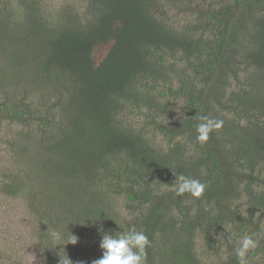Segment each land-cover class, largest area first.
I'll return each mask as SVG.
<instances>
[{
  "label": "trees",
  "instance_id": "1",
  "mask_svg": "<svg viewBox=\"0 0 264 264\" xmlns=\"http://www.w3.org/2000/svg\"><path fill=\"white\" fill-rule=\"evenodd\" d=\"M0 93V136L22 131L3 189L45 264H91L133 226L145 264H239L264 233V0H0ZM211 110L223 125L197 142ZM181 173L201 197L176 195Z\"/></svg>",
  "mask_w": 264,
  "mask_h": 264
},
{
  "label": "rangeland",
  "instance_id": "2",
  "mask_svg": "<svg viewBox=\"0 0 264 264\" xmlns=\"http://www.w3.org/2000/svg\"><path fill=\"white\" fill-rule=\"evenodd\" d=\"M107 47L102 45L95 50L97 59L100 60L106 55ZM7 92L8 90L5 91L7 102L17 101L15 95L6 94ZM3 97L4 93H0V100ZM183 116L184 114L180 111L179 117ZM19 133L22 131L18 128L5 124L0 136V152L4 150L3 146L6 145V142L15 139ZM25 139L34 143L39 141V138L34 137ZM14 165V158L0 157V264H10L14 258L18 260L16 264H45L44 258L47 255H44L40 249L33 245L37 240L34 233V227L37 224L31 219L25 202L8 197L3 189L2 182L9 180L5 176L16 172L13 170ZM1 234L4 236L1 237Z\"/></svg>",
  "mask_w": 264,
  "mask_h": 264
},
{
  "label": "clouds",
  "instance_id": "3",
  "mask_svg": "<svg viewBox=\"0 0 264 264\" xmlns=\"http://www.w3.org/2000/svg\"><path fill=\"white\" fill-rule=\"evenodd\" d=\"M212 114L211 110L208 116L202 115L199 117L200 123L196 129L197 142L207 144L206 142L209 140L210 134L222 127L223 121L210 117ZM205 189L206 185L199 179L186 176L182 173L179 175L175 174L174 190L177 196H183L187 193L195 198H199ZM254 235L259 238L264 236V233ZM74 237L75 239L71 242L72 244L77 243L78 238ZM258 238L254 239L253 235H246L239 241L238 247L235 248L239 264H247L248 254L257 247ZM149 245L150 241L145 232L138 230L135 226L119 234L103 233L100 242V248L103 250L102 256L93 260L91 264H145V250ZM60 264H73V262L66 257V259L60 258ZM77 264H85V262L79 261Z\"/></svg>",
  "mask_w": 264,
  "mask_h": 264
}]
</instances>
